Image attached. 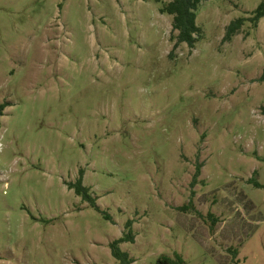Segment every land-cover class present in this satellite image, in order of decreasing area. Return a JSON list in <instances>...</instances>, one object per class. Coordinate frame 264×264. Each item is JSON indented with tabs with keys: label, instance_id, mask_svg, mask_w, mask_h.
Returning <instances> with one entry per match:
<instances>
[{
	"label": "rangeland",
	"instance_id": "1",
	"mask_svg": "<svg viewBox=\"0 0 264 264\" xmlns=\"http://www.w3.org/2000/svg\"><path fill=\"white\" fill-rule=\"evenodd\" d=\"M171 1L0 0V264H264V0Z\"/></svg>",
	"mask_w": 264,
	"mask_h": 264
},
{
	"label": "trees",
	"instance_id": "2",
	"mask_svg": "<svg viewBox=\"0 0 264 264\" xmlns=\"http://www.w3.org/2000/svg\"><path fill=\"white\" fill-rule=\"evenodd\" d=\"M205 1L206 0H173L169 2L166 6H163L161 8L162 14L173 17L172 30L174 32H177V35L175 37L176 44H185L187 47L193 49L196 43H198V39L201 36V30L196 25V12L200 4ZM262 18H264V1L258 4V6L253 12V17L251 19L248 20L246 18H240L230 23L226 28V34L223 38V41L229 42L234 36H236L246 21L256 27L258 21ZM259 81L264 83V75L260 77ZM7 106L8 104L6 103L0 105V116L4 114V110ZM199 171V169L196 171L194 181L197 178ZM255 173L256 172H253V177L248 181V183L257 189L264 190V186L255 180ZM82 185V177H80L75 184L70 183L69 185H67V187L70 190H73L76 196L80 197L82 200L88 203L90 207L94 209L97 213L103 215L107 219V221L110 220L106 213L100 211L95 206L94 200L88 193V189L83 187ZM180 211L186 212V207L181 208ZM208 219L209 221L211 220L209 227L210 231L212 232L215 226L214 223L217 222V219L209 215ZM130 228L131 224L130 222H127L126 229L128 230V233L125 236L119 238L118 240L112 242L109 246L111 251V257L115 259L119 264H133L134 262L133 259L129 257L128 253L123 252V250H121L120 248V245L122 243H133L134 235L132 234ZM228 253L233 256V259H235V257L238 255V251L236 249H229ZM174 257L175 259H171L166 256H161L156 260L155 264H185L184 261L178 255H175ZM237 263L238 262L236 261L234 264Z\"/></svg>",
	"mask_w": 264,
	"mask_h": 264
}]
</instances>
